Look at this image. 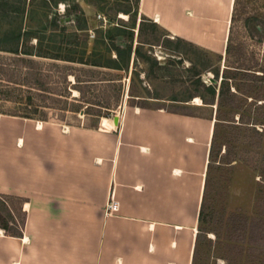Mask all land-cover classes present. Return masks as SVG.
<instances>
[{
  "label": "rangeland",
  "instance_id": "1",
  "mask_svg": "<svg viewBox=\"0 0 264 264\" xmlns=\"http://www.w3.org/2000/svg\"><path fill=\"white\" fill-rule=\"evenodd\" d=\"M225 4L216 6L220 15L207 9L200 13L199 26H193L199 36L193 38L140 14L138 0H0V67L6 68L0 83L14 87L7 80L15 56L9 51L60 58L34 56L35 74L19 90L15 86L7 97L0 96V112H29L46 119L33 120L100 127L102 116L141 106L203 115L211 122L214 105L203 104L199 95L206 101L212 97L197 79L219 78L231 7ZM193 6L184 9L189 19L181 29L198 14ZM180 11L177 6L174 14L178 17ZM75 76L83 80L77 85L80 93L76 85L70 86ZM36 77L44 83L42 90L35 85ZM254 88L248 94L251 100L236 98L242 102L238 112L250 102L247 114L263 119L264 103L257 107L261 100L254 97L264 96V80ZM4 113L0 115L13 116ZM228 125L220 128L207 159L193 264H264V131L255 134ZM245 134L251 144L242 140ZM15 205L0 201V225L10 230L22 218Z\"/></svg>",
  "mask_w": 264,
  "mask_h": 264
},
{
  "label": "crops",
  "instance_id": "2",
  "mask_svg": "<svg viewBox=\"0 0 264 264\" xmlns=\"http://www.w3.org/2000/svg\"><path fill=\"white\" fill-rule=\"evenodd\" d=\"M223 1L138 6L197 38L200 13L220 15ZM192 6L198 14L181 29ZM113 116L87 127L0 115V194L23 198L24 211L19 236L0 228V264H193L209 118L141 106ZM110 194L118 208L105 215Z\"/></svg>",
  "mask_w": 264,
  "mask_h": 264
},
{
  "label": "trees",
  "instance_id": "3",
  "mask_svg": "<svg viewBox=\"0 0 264 264\" xmlns=\"http://www.w3.org/2000/svg\"><path fill=\"white\" fill-rule=\"evenodd\" d=\"M9 52L13 53L15 56H12L10 59L12 65L10 69V75L9 77H7L9 79L7 80L14 84V87H17L16 90H19V86H25L24 82H27L26 79L28 80L31 75L35 74L33 68L31 67L32 64H37V61L33 59L34 56L60 59L56 55H47V53L42 54L39 51ZM220 59H223L224 63L220 68L219 78L217 77V74H215L208 80V82L197 79L199 85L203 88V90L212 97L211 101H206V99H204L202 95H199L201 102L203 104L211 105V107L214 105L212 117L213 123L209 139L207 159H210V157L214 153L215 140L220 131V128L222 126H225V124H229L228 126L230 128H234L237 130L245 129L255 134H261V132L264 131L262 129L264 128V117L263 119H260L259 117H255V119L251 118V116L247 114L251 103L247 101H245L247 102V104L243 108V111L238 112V110L241 109L242 102L236 100V98H239V95L244 98L250 97L248 94L253 91V88L256 86V84H260L264 80V0H232L228 18V25L226 29L223 56H220ZM66 60L73 62V59ZM79 62L84 63L80 60ZM92 64L95 66H100L96 63ZM50 65L56 68H63L66 66L59 65L57 63H51ZM5 70L6 68L0 67V82L4 80V78H6L3 75ZM40 79L41 77H36L35 85L39 87L37 89L42 90L41 88L44 83ZM82 81L83 80H80L75 76L74 81L70 84V86L74 87L76 85L74 89L77 90L78 93H80V89H78L77 85H79ZM5 84L7 83H0V96L7 97V93L11 90L13 85L11 87ZM259 91L257 90V92ZM259 96L260 95L254 97L255 99L261 100V102L257 103V107H259V104L264 103V96ZM251 99L252 98L250 97V100ZM4 114L22 118L46 120L42 117L35 118L29 112H11ZM189 115L205 117L203 115ZM256 124L260 125L259 127L261 128L259 130L255 129ZM101 128L105 129L106 125L103 123ZM245 137L246 134L243 135L242 140L247 141L249 144H251V138L245 139ZM207 167L208 163L206 164V170ZM204 190L205 178L197 214V223L200 222L201 214L203 211ZM0 201L4 204H7L10 201L16 202L15 207L22 215L21 222L15 225L17 229L10 230L5 225H0V228L7 235L19 236L21 234L24 219V211L21 208L23 198L14 195L0 194ZM194 253L195 245L192 251L193 257Z\"/></svg>",
  "mask_w": 264,
  "mask_h": 264
},
{
  "label": "built area",
  "instance_id": "4",
  "mask_svg": "<svg viewBox=\"0 0 264 264\" xmlns=\"http://www.w3.org/2000/svg\"><path fill=\"white\" fill-rule=\"evenodd\" d=\"M97 18H100L101 20L104 21L103 16H100L99 14H97ZM117 208H118V202L113 197V194H110L108 197V200L104 206V214L105 215L113 214L117 211Z\"/></svg>",
  "mask_w": 264,
  "mask_h": 264
},
{
  "label": "bare ground",
  "instance_id": "5",
  "mask_svg": "<svg viewBox=\"0 0 264 264\" xmlns=\"http://www.w3.org/2000/svg\"><path fill=\"white\" fill-rule=\"evenodd\" d=\"M195 101H199V99L196 97ZM211 127H212V121H211V124H210L209 133H211Z\"/></svg>",
  "mask_w": 264,
  "mask_h": 264
},
{
  "label": "water",
  "instance_id": "6",
  "mask_svg": "<svg viewBox=\"0 0 264 264\" xmlns=\"http://www.w3.org/2000/svg\"><path fill=\"white\" fill-rule=\"evenodd\" d=\"M113 122L116 124V122H117V116L116 115H114L113 116Z\"/></svg>",
  "mask_w": 264,
  "mask_h": 264
}]
</instances>
